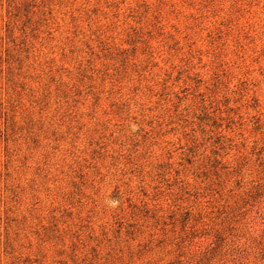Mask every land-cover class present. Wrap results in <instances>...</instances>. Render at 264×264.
<instances>
[{
  "label": "rangeland",
  "instance_id": "obj_1",
  "mask_svg": "<svg viewBox=\"0 0 264 264\" xmlns=\"http://www.w3.org/2000/svg\"><path fill=\"white\" fill-rule=\"evenodd\" d=\"M0 264H264V0H0Z\"/></svg>",
  "mask_w": 264,
  "mask_h": 264
}]
</instances>
